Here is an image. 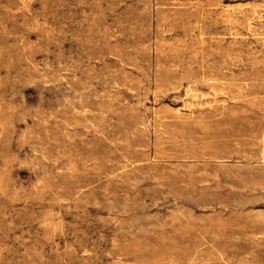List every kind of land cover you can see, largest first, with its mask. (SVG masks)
Instances as JSON below:
<instances>
[{
    "label": "rangeland",
    "instance_id": "1",
    "mask_svg": "<svg viewBox=\"0 0 264 264\" xmlns=\"http://www.w3.org/2000/svg\"><path fill=\"white\" fill-rule=\"evenodd\" d=\"M264 0H0V264H264Z\"/></svg>",
    "mask_w": 264,
    "mask_h": 264
},
{
    "label": "built area",
    "instance_id": "2",
    "mask_svg": "<svg viewBox=\"0 0 264 264\" xmlns=\"http://www.w3.org/2000/svg\"><path fill=\"white\" fill-rule=\"evenodd\" d=\"M264 139V138H263ZM260 162L264 163V143L259 157Z\"/></svg>",
    "mask_w": 264,
    "mask_h": 264
}]
</instances>
